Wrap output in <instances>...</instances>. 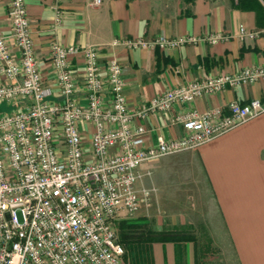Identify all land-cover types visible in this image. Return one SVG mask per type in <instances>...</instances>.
I'll list each match as a JSON object with an SVG mask.
<instances>
[{
	"label": "built area",
	"instance_id": "1",
	"mask_svg": "<svg viewBox=\"0 0 264 264\" xmlns=\"http://www.w3.org/2000/svg\"><path fill=\"white\" fill-rule=\"evenodd\" d=\"M100 3L95 0V5ZM8 18L19 56L0 28V73L9 80L0 85V104L26 105L0 115V264H125L117 225L151 202L150 190L139 187L141 167L195 150L264 113V102L258 99L233 101L204 113L191 111L175 119L183 136L159 135L156 145L148 147L142 123L149 117L255 84L264 80V68L179 85L130 109L117 60L104 68L101 49L54 43L50 62L61 101H49L26 0H9ZM240 31L246 35L244 27ZM231 38L220 32L126 38L114 44L168 50ZM77 55L85 59V105L74 98L81 85L70 59ZM88 127L93 128L89 144L84 140Z\"/></svg>",
	"mask_w": 264,
	"mask_h": 264
},
{
	"label": "crops",
	"instance_id": "2",
	"mask_svg": "<svg viewBox=\"0 0 264 264\" xmlns=\"http://www.w3.org/2000/svg\"><path fill=\"white\" fill-rule=\"evenodd\" d=\"M26 4L49 101H61L50 62L54 43L99 48L104 68L109 61L117 60L123 67L130 109L179 85L264 68V26L258 25L254 11L237 8V0H101L99 5L95 0H26ZM8 7L9 0H0V28L12 52L19 56L11 37ZM241 27L246 30L244 36ZM220 32L232 38L215 45L200 43L168 50L129 49L114 44L126 38H176ZM70 60L81 85L74 98L85 105V59L77 55ZM5 84L9 80L0 73V85ZM257 99L264 102V80L207 95L192 104L176 105L170 112L152 115L142 123L147 132L146 145H156L159 135L168 139L183 136L182 125L175 121L181 114L204 113L233 101L247 104ZM25 105L1 103L0 115ZM92 131L88 127L84 134L87 144ZM161 163L141 169L139 187L150 190L153 207L143 203L135 217L142 211L150 214L153 210L151 214H156L154 204H158L161 231L193 226L196 232L208 234L213 247L230 251L232 264H264V113L195 150L166 160L158 174L159 167L153 165ZM159 189L164 191L161 197ZM143 250L152 264H205L190 242L154 243ZM210 259L204 262H212Z\"/></svg>",
	"mask_w": 264,
	"mask_h": 264
},
{
	"label": "rangeland",
	"instance_id": "3",
	"mask_svg": "<svg viewBox=\"0 0 264 264\" xmlns=\"http://www.w3.org/2000/svg\"><path fill=\"white\" fill-rule=\"evenodd\" d=\"M179 154H177L178 156ZM171 157V158H169ZM176 158V155H173V156H168L166 158H163L161 159L160 161L162 163H165L166 160L168 159H174ZM159 161L157 162H153L151 164H148V165H152V164H155V163H158ZM157 164V165H153V167H159V169H157V173L160 174V169L161 167L164 165V164ZM146 166L143 165L141 167V169H143V167ZM156 173V171H155ZM164 191H162V189H159V197L162 196ZM166 194V193H165ZM168 194V197L169 199L171 198V195L170 193H167ZM166 204H167V201H166ZM143 205V204H142ZM151 205V202L149 204V206ZM160 205V203H159ZM153 207V204L151 205V209ZM154 207L155 209L157 210L156 211V214L152 215L151 213H153V210L152 212H150V214L147 213V211H142L140 212L136 217L135 215L130 217V218H126L124 220H121L118 225H117V229L119 231V227H120V223L125 221V222H128V223H131V224H139V225H144V226H147L149 230H152V231H155V232H166V231H172V230H176L178 229L177 231H180L181 229L182 230H187V231H190L191 233H193L195 235V238H196V242H190V243H193L196 247V251H199V255H200V258L203 259V263L205 264H232V257H231V254H230V251L227 252L226 249H221L219 247H213V240L208 236L207 233H205L204 231H195L194 227L193 226H187V227H181V228H178V227H174L172 228L171 230H163L161 231V218H160V213H159V206L158 204H154ZM166 206H164L165 208ZM142 219L143 221L145 219H147L149 222L147 224H142V223H139L137 222L138 220ZM153 229H159V230H153ZM120 234V233H119ZM119 239H120V235H119ZM171 243H185V242H171ZM154 244V243H152ZM147 245H150V244H143V245H133L130 249H127L124 245V248H125V256H124V263L125 264H152L151 262V257H149L148 255H146V253L144 252V247L147 246ZM145 253V254H144ZM204 253V254H203ZM212 260H211V259ZM206 259H210V261L212 262H204V260Z\"/></svg>",
	"mask_w": 264,
	"mask_h": 264
},
{
	"label": "trees",
	"instance_id": "4",
	"mask_svg": "<svg viewBox=\"0 0 264 264\" xmlns=\"http://www.w3.org/2000/svg\"><path fill=\"white\" fill-rule=\"evenodd\" d=\"M194 1V0H187ZM237 8L254 11L257 15L258 25L264 26V0H237ZM264 53V52H263ZM155 232L147 226L121 222L119 227L120 242L127 249L133 245L168 242H196L195 235L187 230Z\"/></svg>",
	"mask_w": 264,
	"mask_h": 264
}]
</instances>
